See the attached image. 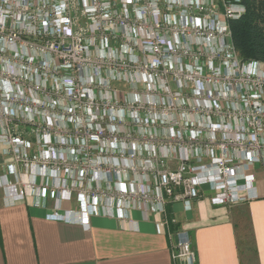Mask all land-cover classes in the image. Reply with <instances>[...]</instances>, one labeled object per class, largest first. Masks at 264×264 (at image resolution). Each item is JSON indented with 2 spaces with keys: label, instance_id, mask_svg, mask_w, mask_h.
Masks as SVG:
<instances>
[{
  "label": "built area",
  "instance_id": "1",
  "mask_svg": "<svg viewBox=\"0 0 264 264\" xmlns=\"http://www.w3.org/2000/svg\"><path fill=\"white\" fill-rule=\"evenodd\" d=\"M243 0H0V190L49 220L125 229L169 204L258 198L264 62L244 60ZM172 257L196 264L176 232Z\"/></svg>",
  "mask_w": 264,
  "mask_h": 264
},
{
  "label": "crops",
  "instance_id": "2",
  "mask_svg": "<svg viewBox=\"0 0 264 264\" xmlns=\"http://www.w3.org/2000/svg\"><path fill=\"white\" fill-rule=\"evenodd\" d=\"M257 187L258 198L237 205L213 204L208 190L191 210L182 203L169 204L167 217L176 220L169 226H160L159 216L143 220L135 212L138 224L131 229L100 216L90 228L49 220L50 209L34 207L30 200L13 202L0 190V264H184L172 257L181 230L192 237L196 264H264L261 173Z\"/></svg>",
  "mask_w": 264,
  "mask_h": 264
},
{
  "label": "trees",
  "instance_id": "3",
  "mask_svg": "<svg viewBox=\"0 0 264 264\" xmlns=\"http://www.w3.org/2000/svg\"><path fill=\"white\" fill-rule=\"evenodd\" d=\"M246 13L231 21L236 49L244 60L264 62V0H243Z\"/></svg>",
  "mask_w": 264,
  "mask_h": 264
},
{
  "label": "rangeland",
  "instance_id": "4",
  "mask_svg": "<svg viewBox=\"0 0 264 264\" xmlns=\"http://www.w3.org/2000/svg\"><path fill=\"white\" fill-rule=\"evenodd\" d=\"M7 158H6V156H4V153H3V148H1L0 147V165H1V167H0V170H6V161L4 162V160H6ZM2 162H4V167H2L3 166V163Z\"/></svg>",
  "mask_w": 264,
  "mask_h": 264
}]
</instances>
